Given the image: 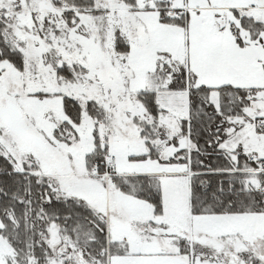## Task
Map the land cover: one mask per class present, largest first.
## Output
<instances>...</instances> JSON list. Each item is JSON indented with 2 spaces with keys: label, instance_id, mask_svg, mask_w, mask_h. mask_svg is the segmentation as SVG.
<instances>
[{
  "label": "snow or ice",
  "instance_id": "obj_1",
  "mask_svg": "<svg viewBox=\"0 0 264 264\" xmlns=\"http://www.w3.org/2000/svg\"><path fill=\"white\" fill-rule=\"evenodd\" d=\"M0 264H264V0H0Z\"/></svg>",
  "mask_w": 264,
  "mask_h": 264
}]
</instances>
